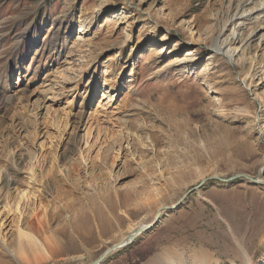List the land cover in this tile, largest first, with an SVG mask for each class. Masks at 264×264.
<instances>
[{"label":"rangeland","instance_id":"374dc122","mask_svg":"<svg viewBox=\"0 0 264 264\" xmlns=\"http://www.w3.org/2000/svg\"><path fill=\"white\" fill-rule=\"evenodd\" d=\"M0 80V264H264V0H0Z\"/></svg>","mask_w":264,"mask_h":264},{"label":"bare ground","instance_id":"6f19581e","mask_svg":"<svg viewBox=\"0 0 264 264\" xmlns=\"http://www.w3.org/2000/svg\"><path fill=\"white\" fill-rule=\"evenodd\" d=\"M216 49V48H215ZM62 76V75H61ZM246 78H247V76L246 75H244V76H242V77H240L239 78V84L240 85H243L244 87H245V89H249V85H247V83H246ZM2 79V78H1ZM62 79H64V81L65 82H67V81H69V79H68V76H67V73H66V71L63 73V76H62ZM52 81V80H51ZM2 84H3V81H1L0 80V108H1V106H2V104H3V102H4V100L6 101V100H8L9 102H10V100H12L13 98L11 97V96H8V97H6V96H3L2 94H1V88H2ZM44 92V91H43ZM47 92V91H46ZM47 94V93H46ZM48 96V95H47ZM20 99V98H19ZM43 99V98H42ZM107 99V98H106ZM38 100V99H37ZM48 100V99H47ZM50 100V99H49ZM42 101V100H41ZM35 102V101H34ZM37 102H40L39 100L37 101ZM41 103V102H40ZM39 104V103H38ZM38 104H36L35 103V105L34 106H32V110L31 111H34V110H36V109H38ZM30 111V112H31ZM262 127H264V126H262ZM262 129V128H261ZM122 141H125V140H123L122 139ZM121 143L122 142H118L116 145H117V147L120 149L121 148ZM30 167H32V166H30ZM32 169V168H31ZM30 172H31V170H30ZM259 180H261V179H259ZM12 181L13 180H7V184H10V183H12ZM261 181H263V180H261ZM9 185H7V187H8ZM223 186V185H222ZM199 191V190H198ZM197 191V192H198ZM17 192V191H16ZM27 192H24V190H18V192H17V194H16V199L18 200V202L19 201H21V200H23L24 198H28V196H27V194H26ZM15 199V200H16ZM14 200V201H15ZM16 200V201H17ZM25 200V199H24ZM7 202V201H6ZM17 202V203H18ZM5 203V202H4ZM6 204V203H5ZM8 204V203H7ZM17 206V205H16ZM15 210H17V209H15ZM159 217V216H158ZM152 224H145V225H133V226H130V229L128 230L129 232H128V234L127 235H129L130 233H133L134 232V230L136 229H140V228H142V229H144V230H146V228H147V230L146 231H144V232H142V233H140V234H138V235H136L135 237H134V239L137 237V236H139V235H141V234H146V232L147 231H150L149 229L151 228L150 226H151ZM17 235H18V237L19 238H22L23 236H25V238L26 237H28L29 238V236L30 235H28V234H26L25 233V230H21V229H19V230H17ZM127 235L126 236H124V237H122V238H120L118 241H117V243H119V242H127L126 243V245L125 246H128V245H130V242L132 241V240H128L127 241ZM30 237H32V236H30ZM23 239V238H22ZM134 239H133V241H134ZM31 240V239H30ZM33 242H34V239L32 240ZM32 243V242H31ZM239 249H241V251H242V254H243V258H244V264H248L250 261H249V257H248V254L245 252V250L240 246V248ZM95 262V261H94ZM94 262H92L93 264H97V263H94Z\"/></svg>","mask_w":264,"mask_h":264},{"label":"water","instance_id":"95a60500","mask_svg":"<svg viewBox=\"0 0 264 264\" xmlns=\"http://www.w3.org/2000/svg\"><path fill=\"white\" fill-rule=\"evenodd\" d=\"M263 172H264V168L261 170V173H263ZM237 178L244 179V180L250 182L251 184L254 183V184L258 185V186L259 185L264 186V181H261L258 178H253V177L251 178V177H249V176H247L245 174H236V176L230 177V178H228V179H226L224 181H226V182H233ZM211 179H215V178H206V180L201 181L196 187L191 188V190H189L182 198H184L185 196L191 194V192H193V191H197V190L201 189L202 187H204V185H206V182L208 180H211ZM179 203H180V201L177 204H179ZM156 220H158V218ZM154 225L155 224H152L150 227L152 228V227H154ZM143 230L144 229H142V228H140L139 230L138 229L137 230L135 229L133 233H130L129 235H127V241L128 240H132L133 241V239H134V237L136 235H138V234L146 231L147 228H146V230H144V231ZM126 243L127 242H124V241L123 242H119V243H115V245H113L111 248H109L107 251H105L102 255H100V257L97 260H95L94 263L101 264V262L106 258V256H108L109 254H111L113 252H116V250H118V249L124 248V246L126 245ZM91 264H93V263L91 262Z\"/></svg>","mask_w":264,"mask_h":264}]
</instances>
